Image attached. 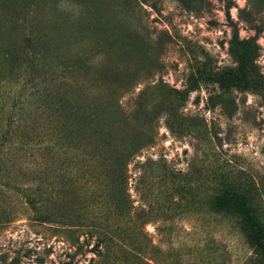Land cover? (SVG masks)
Wrapping results in <instances>:
<instances>
[{"label": "rangeland", "instance_id": "1", "mask_svg": "<svg viewBox=\"0 0 264 264\" xmlns=\"http://www.w3.org/2000/svg\"><path fill=\"white\" fill-rule=\"evenodd\" d=\"M37 1L0 0V177L44 183L51 206L43 208L62 218L34 219L21 193L0 181V264H59L68 254L75 264H260L236 216L211 201L226 189L250 193L264 223V0H232L229 15L219 0H109L98 14L85 11L90 0ZM42 27L53 29L57 53L45 78L86 68L130 86L78 75L83 97L62 87L47 96L40 67L29 66L40 61L24 49ZM234 53L252 58L263 89L221 94L197 78L203 63L233 67ZM107 100L118 110L97 113ZM53 102L89 105L74 122L89 115L102 124L108 161L95 145L61 146L63 135L46 123L57 121L45 107ZM136 134L153 140L125 163L122 192L111 172ZM86 150V164L77 163ZM110 234L118 239L107 243Z\"/></svg>", "mask_w": 264, "mask_h": 264}, {"label": "trees", "instance_id": "2", "mask_svg": "<svg viewBox=\"0 0 264 264\" xmlns=\"http://www.w3.org/2000/svg\"><path fill=\"white\" fill-rule=\"evenodd\" d=\"M225 2L226 11L228 12L229 9L233 6L232 0H219ZM30 0H23V7L27 4H29ZM38 3L35 4V8L38 6H41V4H44V0L37 1ZM90 4L87 6V9L85 11L87 12H93V14H98V12H102L104 8H100L101 5L108 6L110 1L109 0H90L88 1ZM32 5V4H31ZM106 8V7H105ZM33 8L31 7V10ZM229 15V12H228ZM88 30V29H86ZM258 31V29H256ZM35 31H38L37 35H33V31H30L28 35L25 36V42H24V49L25 52H30L29 58L34 57V59H37L40 62L32 61V66H30L31 69L36 70L35 68L40 67V70L43 74V79L46 76V71L48 66L56 67V59L54 49L55 45L53 44L54 38L53 35V29L49 28L46 30L45 27H42L39 30L35 29ZM80 36L82 35L79 33ZM78 34V35H79ZM77 35L74 34L73 38H76ZM73 41V40H72ZM70 40H67V42H72ZM12 56H17V53L15 50L11 49ZM39 56V57H37ZM235 58V65L233 67H225L221 69H213L203 63L201 66L197 67L196 69V76L200 80H202L204 83L207 84H213L216 85L220 91L221 94H226L232 89H251L254 91L263 89L262 83L259 82L257 75H256V69L252 63V58L248 57V55H241L238 53H234ZM42 61V62H41ZM77 61L74 62V68L76 67ZM36 66V67H34ZM65 67H70V64H66ZM72 77L73 75L70 74ZM81 77V79L87 78L95 81H101L102 85L105 87L110 86L112 83L122 85V87H118L120 89H125L129 87L130 83L128 80H122L118 74L110 72V73H101L100 70L94 71L89 69H82L80 74L77 72L74 73V77L72 79H65L64 81H57L56 79H49L46 77L44 80V83L41 84L40 87H45V94L48 95H55L60 91V89L56 87H62L65 88V92L73 93L75 91L79 92L78 94L82 95L83 90L77 89L76 87H85L82 84H78L77 78L78 76ZM76 78V80H75ZM47 82V83H46ZM93 85H88L87 87H92ZM112 91V90H110ZM86 97V95H84ZM111 98V97H110ZM58 101V100H56ZM55 102L52 104L46 105L45 107H48L50 109V116L55 115L56 120H46L47 124H51L53 126V129L56 130L57 138L60 135H63V143L61 146L63 148H69L73 149L74 147L80 149V145L86 144V146L95 145L98 156H103V159L105 161L107 160V157L104 154V149L110 144L111 141L107 142L108 133H105L101 129V123L95 122V117H89V115L86 116L85 120L83 121L84 124L79 123L75 124L74 121H79L77 116L80 115V110H86V107H73L69 110V106L65 108V106H54ZM60 103V101H59ZM100 108L96 105L94 107V110L98 108L97 113H101L102 110H106L107 113H111V109L115 108V110H118L119 105H114L113 101L107 100L105 101H99ZM117 107V108H116ZM108 108V109H107ZM116 112V111H115ZM87 114V113H86ZM76 115V116H75ZM74 117L75 120H71V118ZM76 125V127H75ZM134 136L133 138H130L128 136L127 143L128 145H125L124 150L118 151L115 160H114V166L111 172V176L117 180L118 187L120 189L122 188V192L126 191L125 188V182L127 180L126 175V169H124L125 163L135 154L139 149L142 147L148 145L152 142L153 138L152 136H147L144 134H136L131 135ZM66 137V139H65ZM93 140H96V143H93ZM126 141V140H125ZM89 151H85L80 158H77L76 162H85L87 160V156L89 155ZM96 152H94V156H96ZM86 159V160H85ZM98 160L99 157H96ZM108 161V160H107ZM6 171V170H3ZM1 172V171H0ZM7 174H10L6 172ZM1 183L6 187H14L16 191H19L21 195L24 198L25 203L33 209L34 212V219L40 220L42 222L46 221H53V220H59L62 218L61 213L55 212V211H46L44 208H47L50 205V201L45 199L43 197L44 192H46L47 188L44 183L38 182V183H24V184H16L13 183V180L11 178H1ZM121 191V190H120ZM120 193V192H119ZM211 204L214 209L216 210H226L232 212L236 219L241 226L242 231L244 232L247 241L249 244L255 248L256 252L258 253L260 257V264H264V223L260 219V217L257 215L252 201V195L250 193H244L237 191L235 189H226L224 192L216 195L213 200L211 201ZM44 207V208H43ZM62 223H66L68 225H72L70 222H66L65 220L62 221ZM92 228L98 229L99 225H93ZM118 239V236L115 234H110L108 238L106 239V242H115V239ZM132 244V250L136 251L137 253L141 250V245L136 241L131 239ZM79 244L77 245L78 249ZM95 246H98V242L95 244ZM80 247V246H79ZM92 252H95L99 254L100 249L98 247H91L90 249ZM76 251V250H75ZM68 259H65L59 264H75L72 255L68 254Z\"/></svg>", "mask_w": 264, "mask_h": 264}]
</instances>
